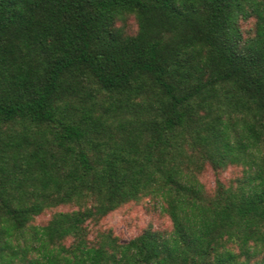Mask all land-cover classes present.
<instances>
[{"label": "trees", "instance_id": "16d2710c", "mask_svg": "<svg viewBox=\"0 0 264 264\" xmlns=\"http://www.w3.org/2000/svg\"><path fill=\"white\" fill-rule=\"evenodd\" d=\"M0 264H264V0H0Z\"/></svg>", "mask_w": 264, "mask_h": 264}, {"label": "rangeland", "instance_id": "374dc122", "mask_svg": "<svg viewBox=\"0 0 264 264\" xmlns=\"http://www.w3.org/2000/svg\"><path fill=\"white\" fill-rule=\"evenodd\" d=\"M125 31L132 33L136 29V24L131 16H128L123 22ZM252 27V21L242 23V28L248 30ZM244 169L239 166H228L219 174L214 172L209 165H205L198 174L199 181L204 185L206 191L211 193L216 185V178L226 185L235 183L237 178H241ZM57 210L69 209L68 206H59ZM53 209V210H55ZM53 210H46L33 220L36 224H44ZM150 227L162 233L171 230V221L167 213L162 209V203L157 198L143 197L139 201H131L123 204L114 211L108 213L96 224H89L90 235L93 236L97 230L110 229L121 241H125L144 228Z\"/></svg>", "mask_w": 264, "mask_h": 264}]
</instances>
